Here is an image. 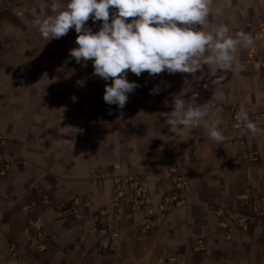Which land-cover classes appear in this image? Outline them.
Instances as JSON below:
<instances>
[{
	"label": "crops",
	"instance_id": "0c3cea01",
	"mask_svg": "<svg viewBox=\"0 0 264 264\" xmlns=\"http://www.w3.org/2000/svg\"><path fill=\"white\" fill-rule=\"evenodd\" d=\"M53 3L63 11L67 0H0V132L8 138L4 154L11 162L0 173V264H156L171 256L196 264H264V218L252 217L246 229L230 235L210 209L245 196L251 202L242 209L253 213V200L264 198V131L253 136L230 121L244 109L264 129V76L257 64L242 62L252 49L264 47V36H255L264 0L211 5L205 31L227 25L230 35L253 37L252 46L238 50L239 70L212 75L205 65L195 76L129 71L126 78L139 85L135 91L143 104L122 110L103 99L112 81L94 75L91 60L85 66L70 56L78 47L74 28L46 42L34 26L35 19L56 14ZM101 25L87 22L93 32ZM157 85L160 92L150 94ZM193 93L199 104L214 93L223 99L200 128L174 135L166 123L174 98L191 100ZM214 119L223 121L222 145L203 126ZM244 144L260 153L257 161L247 159ZM172 160L192 186L189 203L166 213L159 229L141 232L140 214L113 204L116 178L140 175L157 203L166 192ZM72 199L81 202L78 217L61 214L63 202ZM104 218L106 230L119 234L113 243L107 233L95 231ZM31 221L47 233L41 249L23 238ZM207 224L215 234L209 252L198 255L195 242Z\"/></svg>",
	"mask_w": 264,
	"mask_h": 264
},
{
	"label": "clouds",
	"instance_id": "9594fccd",
	"mask_svg": "<svg viewBox=\"0 0 264 264\" xmlns=\"http://www.w3.org/2000/svg\"><path fill=\"white\" fill-rule=\"evenodd\" d=\"M212 3L213 0H67L65 10L53 3L51 9L56 14L35 19L34 26L46 42L60 39L74 28L78 47L70 50V56L85 66L91 60L93 74L112 81L105 86L103 99L122 110L129 94L139 87L126 78L129 71L136 76L145 72L149 76L163 72L195 76L205 65L212 75L218 70H239L238 50L252 46L253 37L246 32L230 35L227 25L205 31ZM90 19L102 22L98 31L87 26ZM77 84L84 86V81L78 80ZM160 90L158 85L154 86L150 94ZM196 96L193 93L191 100L175 96L166 121L169 132L184 136L200 128L223 99L222 93H214L211 100L199 104ZM71 99L76 102L77 97L73 95ZM239 120L243 130L253 136L264 131L244 109L240 110ZM222 123L214 119L210 125H203L218 145L226 140L219 128Z\"/></svg>",
	"mask_w": 264,
	"mask_h": 264
},
{
	"label": "built area",
	"instance_id": "2783aa9c",
	"mask_svg": "<svg viewBox=\"0 0 264 264\" xmlns=\"http://www.w3.org/2000/svg\"><path fill=\"white\" fill-rule=\"evenodd\" d=\"M255 36L262 38L264 36V18L260 20L255 30ZM3 45L0 43V52ZM248 62L257 64L264 76V47L252 49ZM131 108H138L142 104V96L138 91L129 94L127 103ZM249 115V114H248ZM231 123L239 128L244 126L239 120V112H234L230 119ZM8 146V138L0 132V173H5L11 166L10 160L5 156L4 151ZM241 150L245 153L249 161H257L260 153L257 150L248 148L245 144L241 146ZM117 165V162L113 163ZM170 174L167 180V189L157 203L152 200V192L146 181L138 174L127 173L116 178L115 193L113 196V204L118 210L129 209L132 213L140 214L139 220L136 222L137 228L144 233H150L159 229L163 224V218L169 211L186 206L189 203L192 193V186L189 180L184 176L180 165L176 160L170 163ZM251 198L241 196L236 202H216L210 205V209L217 215L221 228L232 235L236 228L248 227L252 217L264 218V198L260 197L253 200V213H247L242 206L249 204ZM79 200H69L62 204L61 214L67 216L78 217ZM104 216V213L102 212ZM108 220L102 219L99 226H96L97 233H107L110 243L117 240L118 232H108L106 227ZM215 234V231L208 224L204 226L199 237L195 242L194 251L198 255L207 254L209 252V239ZM47 233L44 226L40 223L31 221L25 228L23 238L30 242L33 247L42 248ZM110 243L103 245V250L110 247ZM156 264H196L194 261L181 260L176 256L162 259Z\"/></svg>",
	"mask_w": 264,
	"mask_h": 264
},
{
	"label": "rangeland",
	"instance_id": "374dc122",
	"mask_svg": "<svg viewBox=\"0 0 264 264\" xmlns=\"http://www.w3.org/2000/svg\"><path fill=\"white\" fill-rule=\"evenodd\" d=\"M248 56H249V55H248ZM248 56H247L244 60H242L243 63H245V64L248 63V61H247ZM142 104H143V101H142ZM127 105H128V104H127ZM128 106H129V105H128Z\"/></svg>",
	"mask_w": 264,
	"mask_h": 264
}]
</instances>
